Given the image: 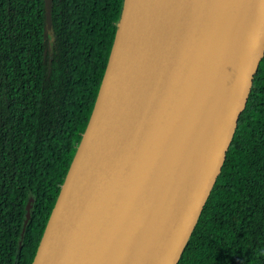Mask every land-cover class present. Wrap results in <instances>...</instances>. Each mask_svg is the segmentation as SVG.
<instances>
[{"label": "water", "instance_id": "1", "mask_svg": "<svg viewBox=\"0 0 264 264\" xmlns=\"http://www.w3.org/2000/svg\"><path fill=\"white\" fill-rule=\"evenodd\" d=\"M263 55L264 0H126L32 264H177Z\"/></svg>", "mask_w": 264, "mask_h": 264}, {"label": "trees", "instance_id": "2", "mask_svg": "<svg viewBox=\"0 0 264 264\" xmlns=\"http://www.w3.org/2000/svg\"><path fill=\"white\" fill-rule=\"evenodd\" d=\"M126 0H0V264H32L88 127ZM34 198L30 219L27 206ZM177 264H264V55Z\"/></svg>", "mask_w": 264, "mask_h": 264}]
</instances>
